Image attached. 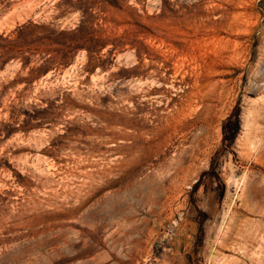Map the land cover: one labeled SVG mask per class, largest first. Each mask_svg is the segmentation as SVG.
Returning <instances> with one entry per match:
<instances>
[{
	"label": "rangeland",
	"instance_id": "obj_1",
	"mask_svg": "<svg viewBox=\"0 0 264 264\" xmlns=\"http://www.w3.org/2000/svg\"><path fill=\"white\" fill-rule=\"evenodd\" d=\"M0 264H264V0H0Z\"/></svg>",
	"mask_w": 264,
	"mask_h": 264
},
{
	"label": "trees",
	"instance_id": "obj_2",
	"mask_svg": "<svg viewBox=\"0 0 264 264\" xmlns=\"http://www.w3.org/2000/svg\"><path fill=\"white\" fill-rule=\"evenodd\" d=\"M234 126H235L234 122H232L231 118H229V121L225 124L224 130L225 132L232 133L230 139L233 138V135L235 134L236 131V128H234Z\"/></svg>",
	"mask_w": 264,
	"mask_h": 264
},
{
	"label": "bare ground",
	"instance_id": "obj_3",
	"mask_svg": "<svg viewBox=\"0 0 264 264\" xmlns=\"http://www.w3.org/2000/svg\"><path fill=\"white\" fill-rule=\"evenodd\" d=\"M225 178H223L224 180H225V184H226V186H227V192H229V189H231L230 187H231V184H235V182H236V179L234 178V177H231L230 176V174H229V176H224ZM227 194H230V192L229 193H227ZM226 194V195H227ZM227 197H228V195H227ZM226 197V198H227ZM224 202H225V200H224Z\"/></svg>",
	"mask_w": 264,
	"mask_h": 264
},
{
	"label": "water",
	"instance_id": "obj_4",
	"mask_svg": "<svg viewBox=\"0 0 264 264\" xmlns=\"http://www.w3.org/2000/svg\"><path fill=\"white\" fill-rule=\"evenodd\" d=\"M225 187H226V184H224V191H223V196L221 197V202L223 201V199H224V196H225V192H226V189H225Z\"/></svg>",
	"mask_w": 264,
	"mask_h": 264
}]
</instances>
